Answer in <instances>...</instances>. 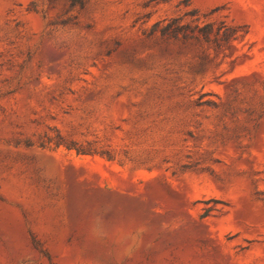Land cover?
<instances>
[{"label": "rangeland", "instance_id": "rangeland-1", "mask_svg": "<svg viewBox=\"0 0 264 264\" xmlns=\"http://www.w3.org/2000/svg\"><path fill=\"white\" fill-rule=\"evenodd\" d=\"M0 264H264V0H0Z\"/></svg>", "mask_w": 264, "mask_h": 264}, {"label": "trees", "instance_id": "trees-1", "mask_svg": "<svg viewBox=\"0 0 264 264\" xmlns=\"http://www.w3.org/2000/svg\"><path fill=\"white\" fill-rule=\"evenodd\" d=\"M56 146H59V145H64L65 148L67 149H73L75 150V152L77 154H88V153H91L90 151V148L89 147H86L82 144H77L76 142H69V143H65L63 142V140H60V141H57L56 143ZM88 144V143H87ZM109 157V156H107Z\"/></svg>", "mask_w": 264, "mask_h": 264}]
</instances>
